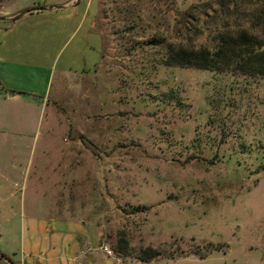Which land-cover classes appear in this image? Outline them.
Segmentation results:
<instances>
[{"label":"rangeland","instance_id":"obj_1","mask_svg":"<svg viewBox=\"0 0 264 264\" xmlns=\"http://www.w3.org/2000/svg\"><path fill=\"white\" fill-rule=\"evenodd\" d=\"M249 1L76 2L93 15L100 61L57 79L45 113L30 109L32 151L16 160L32 171L31 215L89 227L86 264H264V79L163 65L170 50L211 51L219 31L246 27ZM67 50L48 46L40 75H57ZM40 79L30 74L28 92ZM60 140L77 156L57 157ZM42 167L63 175L60 189L34 183ZM147 248L158 255L138 262Z\"/></svg>","mask_w":264,"mask_h":264},{"label":"crops","instance_id":"obj_2","mask_svg":"<svg viewBox=\"0 0 264 264\" xmlns=\"http://www.w3.org/2000/svg\"><path fill=\"white\" fill-rule=\"evenodd\" d=\"M79 1L29 0L12 10L3 6L0 11V149L7 150L0 151V255L4 257L0 264H86L83 256L89 252L85 247L90 239L89 227L81 226L73 216L61 217L59 211L55 216L56 211L31 215L24 195L32 171L29 165L16 160L32 151V135L27 132L31 126L30 109L38 110L39 115L45 113L46 99L57 79L89 73L100 61L101 41L92 31L93 15L78 7ZM55 43L68 46L59 72L41 76L39 70L44 66L47 48ZM30 74L41 79L28 92ZM42 96L44 104L40 102ZM38 121L40 116L33 123ZM62 141L57 157L73 153L76 157V151L66 150L76 143ZM6 157L11 159L8 163L1 160ZM39 171L35 184L41 186L44 182L53 190L61 188L63 175L52 177L46 167ZM66 181L75 184L72 178ZM5 239L13 246L18 242V250L4 246Z\"/></svg>","mask_w":264,"mask_h":264},{"label":"trees","instance_id":"obj_3","mask_svg":"<svg viewBox=\"0 0 264 264\" xmlns=\"http://www.w3.org/2000/svg\"><path fill=\"white\" fill-rule=\"evenodd\" d=\"M219 2L220 7L227 11L228 6L225 2ZM249 4L252 8L248 11L238 9L239 17L246 21V27L239 28L233 33L226 29L219 31L215 38L216 44L211 51L206 48L189 51L170 50L163 65L264 79V0H250ZM157 255L147 248L136 260L148 263ZM3 258L0 255V259Z\"/></svg>","mask_w":264,"mask_h":264},{"label":"built area","instance_id":"obj_4","mask_svg":"<svg viewBox=\"0 0 264 264\" xmlns=\"http://www.w3.org/2000/svg\"><path fill=\"white\" fill-rule=\"evenodd\" d=\"M98 249L105 256L112 257V254H111L110 250L106 246H104L103 244H100L99 247H98Z\"/></svg>","mask_w":264,"mask_h":264},{"label":"water","instance_id":"obj_5","mask_svg":"<svg viewBox=\"0 0 264 264\" xmlns=\"http://www.w3.org/2000/svg\"><path fill=\"white\" fill-rule=\"evenodd\" d=\"M76 1H77V0H76ZM39 10H44V9L41 8V9H39Z\"/></svg>","mask_w":264,"mask_h":264}]
</instances>
